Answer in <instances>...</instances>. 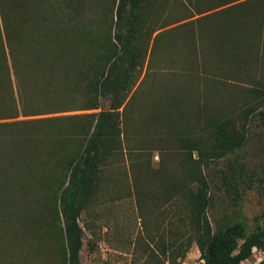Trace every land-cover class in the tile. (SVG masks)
<instances>
[{
  "label": "rangeland",
  "instance_id": "1",
  "mask_svg": "<svg viewBox=\"0 0 264 264\" xmlns=\"http://www.w3.org/2000/svg\"><path fill=\"white\" fill-rule=\"evenodd\" d=\"M5 1L21 22L11 24V30L28 39L21 46L39 108L80 98L73 82L81 67L95 62L98 42L114 30L117 0ZM243 1L146 0L141 10L145 48L118 109L120 143L106 158L99 187L79 217L80 264H202L196 245L187 240V202L171 188L182 175L174 135L206 141L207 119L228 116L237 122L250 103V88L264 82V53L255 55L264 50V38L255 36L254 23L264 0L236 7ZM61 17L72 20L65 34L47 35V24ZM100 105L107 107L106 98H100ZM65 127L69 123L63 120L41 122L22 134L32 138ZM23 145L18 154L0 156L1 171L12 176L27 165L32 175H46L44 168L53 164L47 160V144L30 140L25 149ZM204 172L211 197L206 215L213 231L233 222L245 231L264 223V124L257 116L249 117L244 146L211 162ZM58 241L47 195L28 176L23 188L0 191V264H59ZM174 241L180 242L179 251L173 249ZM263 258L264 252L253 248L239 264H259Z\"/></svg>",
  "mask_w": 264,
  "mask_h": 264
},
{
  "label": "trees",
  "instance_id": "2",
  "mask_svg": "<svg viewBox=\"0 0 264 264\" xmlns=\"http://www.w3.org/2000/svg\"><path fill=\"white\" fill-rule=\"evenodd\" d=\"M145 2L116 1L114 30L109 29L98 42L95 62L81 67L78 79L73 82L74 89L79 88L80 98H67L63 104L44 111L36 101L39 99L38 89L29 80L26 49L21 46L28 39L25 34L11 30V24L17 26L21 22L12 14L7 2L0 0V156H11L9 154L13 152L18 154L17 148L23 143L25 149L28 141L42 140L47 144V160L53 161L52 166L44 168L48 170L46 175H32L30 168L22 165L19 171L17 168L15 174L9 176L1 171L3 168L0 166V191L11 187L23 188L26 176L44 190L50 206V223L59 237V264H80L82 227L79 217L99 187L106 158L120 143L118 109L133 84V70L145 48L147 34L141 25V10ZM71 22L64 17L56 18L44 28L45 33L63 36ZM254 23L258 28L255 36L264 38V10L257 18L254 17ZM263 53V49L261 55L258 49L255 51L258 58ZM250 89V103L242 109L237 122L228 116L207 119L209 137L206 141L187 133L174 135L181 157L182 175L173 180L171 188L174 195H181L187 202V240L196 245L202 264H239L253 248L264 252V223H254L250 230L245 231L240 223L233 222L213 231L206 215L211 197L204 169L211 162L244 146L249 117L257 116L264 124V82L256 81ZM100 98H106V108L101 107ZM72 110L85 112L17 119L19 116ZM57 120L66 121L69 127L44 131L32 138L22 134L27 126L41 122L55 123ZM221 178L228 183L226 176ZM178 243L173 242L174 250L179 251ZM259 264H264V258Z\"/></svg>",
  "mask_w": 264,
  "mask_h": 264
}]
</instances>
